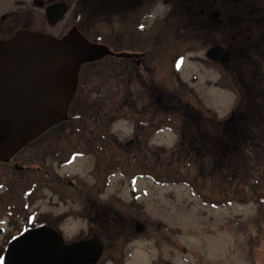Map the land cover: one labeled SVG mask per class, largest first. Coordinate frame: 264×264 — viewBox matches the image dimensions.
<instances>
[{
  "label": "rangeland",
  "instance_id": "374dc122",
  "mask_svg": "<svg viewBox=\"0 0 264 264\" xmlns=\"http://www.w3.org/2000/svg\"><path fill=\"white\" fill-rule=\"evenodd\" d=\"M167 10L170 11V7ZM197 19L199 22L200 19ZM187 20L186 18L183 27L185 33L179 35L180 39H186L196 32L200 35L199 26H189L190 22ZM250 24L253 23L234 21L231 38H213L218 42L225 39L231 42L232 49L235 48L231 73L226 72L225 61L212 63L207 59L206 53L213 45L212 38L207 36L197 39L190 36L191 41L180 40L177 43V35L170 34L166 49L151 56L154 74L150 79L153 80L154 89L149 91L139 83L129 88L137 97L136 103L139 102V107L147 106L150 99L146 96L152 95L154 102L168 111L163 118L167 120L162 125L159 123L161 115L152 116V120L156 119L153 126L159 124L155 128H162L159 131L152 130L149 138L151 143L147 145V150L134 151L130 145L134 132V123L131 120L133 103H129L121 95L118 99L111 98L115 89L112 77L122 75L124 62L109 57L96 65H90L89 67L96 66L99 72L87 86L89 94L92 98H99L98 95H103L101 99L106 98L107 101L100 102L104 107L103 115L121 114L108 125L109 130L106 131H110V134L106 135L102 131L104 136L98 138V142L108 146L105 149L100 148L99 152L109 153V156L104 155V160L98 166L100 174L93 155L76 157L73 160L69 158L65 165L55 159H47L43 164L33 156H41L45 150V147L39 148L41 145L53 142L65 144L67 147L79 140L77 136L71 135L68 141L58 142L59 130L54 129L17 157L23 166L51 168L62 179H71L78 187H83L86 195L78 193L66 183L50 185L49 180L38 173L14 176L11 170L0 167V228L5 230V234L0 231V250L13 232L20 230L21 225H26V219L35 212L37 220L42 216L68 215L61 225L62 234L68 241L86 237L99 240L104 249L99 264H264V208L257 203L254 190L241 183V178L236 179L237 183H226L222 180V175L213 176L215 172L210 165L212 157L204 164L196 165L191 159L183 161L174 156L176 147L181 144V131L184 129L188 133L202 136L203 149L213 157L225 149H221L220 144L226 140L231 142L234 135L236 139L243 138L245 141L255 139L251 115L257 109L251 111L247 108L253 97H247L246 105L239 93V87H236L238 84L234 79L232 81L234 75L243 80L241 74L244 72V58L237 56L241 37H236L235 32L238 29L241 33L245 29L252 31ZM100 74L103 75L102 78H99ZM103 78L108 81H100ZM105 87L107 88L104 90ZM183 108L188 109L185 117L179 111L184 110ZM195 110L205 115V119L198 118ZM233 112H236L235 116H231ZM238 112L246 116L241 122H238ZM208 116L215 117L220 126H205L204 121ZM101 117L103 118L97 123L99 126L110 118ZM91 125L93 126V122ZM109 135L114 137L115 144ZM183 141L188 148L189 143ZM256 143L254 140L248 146L250 151L255 150ZM114 145L118 147L115 148ZM57 146L56 150L62 148L61 145ZM112 152L115 154L111 157ZM132 153L138 157H133ZM261 154L263 147L259 148L257 156L262 157ZM257 156L248 154L247 157L254 163V158L255 161L259 159ZM145 157L163 169L181 171L188 179L197 175L200 178V189L194 190L190 183L173 184L167 183V180L157 182L152 177H144L146 175L142 177L140 174H146L147 170L144 167L139 168L136 163L137 158H142L144 165H147ZM109 161L116 164H108ZM232 168L233 166L230 169L228 166V171H225L229 176L233 173ZM202 170L212 180L201 177ZM260 187H264L263 180ZM28 190H33L34 194L26 199ZM243 192L246 193L245 198H242ZM26 200L31 204V209L23 210L22 214L14 212L13 219L16 220L10 225L8 207L20 210L24 203L27 204ZM85 206L100 209L99 219H102L103 228L101 226L99 230L91 229L90 221L82 217Z\"/></svg>",
  "mask_w": 264,
  "mask_h": 264
},
{
  "label": "flooded vegetation",
  "instance_id": "af4514ba",
  "mask_svg": "<svg viewBox=\"0 0 264 264\" xmlns=\"http://www.w3.org/2000/svg\"><path fill=\"white\" fill-rule=\"evenodd\" d=\"M168 7L170 11L167 10ZM186 18L190 22L189 26L198 25L200 30V35L196 32L197 34L190 36H207L212 39L225 36L228 39L233 36L234 21L253 23L250 24V27H253L250 32H253L257 26L264 27V0H0V41H10L21 32L63 39L71 32L77 31L90 42L106 46L116 54L135 56L130 59L112 57L124 64L121 75L123 78L114 79L115 89L111 98L118 99L121 95L125 100H129V103H133L131 110L133 119L131 120L134 123V132L130 145L133 146L134 151L147 150V145L151 143L149 138L152 130L166 122L163 118L167 116L168 111L159 107L152 95L146 96L150 99L147 106L139 107V102L136 103L137 97L130 92L129 88L137 83L142 87L145 85L144 82L147 81L148 76L152 75L151 56L166 49L170 34H176V42L179 43V35L185 33L183 27ZM197 18L200 19L199 22ZM247 33L249 31L246 29L243 33L238 29L235 36L243 37ZM226 52L221 61H225L226 72H230L234 53L232 45ZM89 66L83 67L80 73L79 88L73 101L74 105L70 109L75 114L85 110L94 114V108L97 110L104 108L100 102H104L106 98L101 99L103 95L92 98L87 89L94 79V73L91 72L93 70L88 69ZM98 76L103 77L102 74ZM238 81L242 84L243 80ZM118 109L121 110V107ZM105 115L116 118L121 114ZM153 115L154 117L161 115L160 125L153 126L156 120H152ZM70 122H75L73 116ZM82 128V141L70 147L75 146L72 150L78 149V152L81 150L82 156H95L96 165L100 166L104 160V154L100 153L99 149H103L104 145L98 142V138L103 128L96 126L97 133L91 127ZM161 128L156 130L159 131ZM59 130V134L60 132L62 134L68 130V127L60 126ZM69 133L73 134L71 131ZM45 146L54 151L53 154H60L57 152L62 150V148L56 150L57 144ZM15 159L9 165L10 168L18 163V161L15 163ZM23 169L26 171L29 168ZM91 225L97 228L100 222L98 220ZM52 227L56 225L52 224Z\"/></svg>",
  "mask_w": 264,
  "mask_h": 264
},
{
  "label": "water",
  "instance_id": "95a60500",
  "mask_svg": "<svg viewBox=\"0 0 264 264\" xmlns=\"http://www.w3.org/2000/svg\"><path fill=\"white\" fill-rule=\"evenodd\" d=\"M223 53L214 47L207 58L218 61ZM106 56L116 55L77 33L57 40L23 32L0 41V163L67 119L81 67ZM97 254L94 241L67 246L57 232L40 228L10 245L6 264H95Z\"/></svg>",
  "mask_w": 264,
  "mask_h": 264
},
{
  "label": "trees",
  "instance_id": "16d2710c",
  "mask_svg": "<svg viewBox=\"0 0 264 264\" xmlns=\"http://www.w3.org/2000/svg\"><path fill=\"white\" fill-rule=\"evenodd\" d=\"M233 10L235 11V8H233ZM184 40L191 41V38L187 37ZM225 42L226 40L222 39L219 42L218 40H213L212 43L216 45V44H225ZM233 44L235 45V42ZM230 45L231 42H227V47H229ZM234 50L235 48L233 49V51ZM237 56L239 58H241V56L244 58L243 60L244 72H242V75L243 78L245 79V84L247 85L248 96L253 97L252 102H249L247 105V101H245V104L247 105L248 109L249 108L251 109V111L253 109L254 110L257 109V111L254 112V115H251L252 117L251 127L254 129L255 139L253 138L252 141H247V140L245 141L243 138L236 139L234 135V140L231 141L233 142V145L229 140H226L225 142L220 144L221 149L223 148L225 149L219 151L217 155L213 157L210 153H208L205 149H203L202 145L204 142L202 140V136H198L196 133H192V134L188 133L186 129H184L182 131L181 144L178 147H176L174 151V156L177 157L176 159H182L183 161L191 159L192 161L195 162L196 165L204 164L206 160H209V158L212 157L210 160L211 161L210 165H211V169L214 170L215 172L213 176L222 175V180L226 183L228 182L237 183V180L241 178L243 181L240 182L244 183L246 187L254 190V195L256 197L257 203L262 205L261 208H264V187H260L261 180L264 181V27L257 26L253 32L249 31L246 37L243 36L240 38V46L237 51ZM234 81L235 82L238 81L236 77L234 78ZM238 87L240 93L243 94L244 89L239 83H238ZM243 105L244 102L242 103V107ZM183 109L184 110H179V111L183 113L182 117H185L188 109L186 108ZM195 114L197 115L198 118L205 119L204 117H206L205 115L201 114V112L199 111H196ZM238 115L240 116L238 122H241V120L245 115L242 116V112H238ZM216 120L217 119L215 117L208 116L207 120L204 121V125L208 127L211 126L219 127L220 123L217 122ZM249 134L251 135V133ZM183 140H186L189 143L188 148L185 147L187 145H184L185 141ZM254 140L257 142L255 145L256 148L254 151H250L248 146L254 143ZM258 145L260 147H258ZM261 147H263V154H261L262 157L257 156L259 153V148ZM228 151L231 152V155H229ZM222 153L224 156L222 155ZM248 154L253 155V157H255L256 155L259 159L255 161L254 158V163H251L249 161V158L247 157ZM243 155H246L245 159L243 158ZM240 157L242 158L241 160H239ZM228 166L229 169L230 166H233L232 168L233 173H231L230 176L225 172L228 171ZM138 167L139 168L144 167V169H146L151 173V177L157 182H161L163 180H167L168 181L167 183H173V184L184 182V183H190V185L194 190L198 191L200 189L198 183V181L200 182V178L197 177V175H195V177L188 179V176L184 177L181 171L171 168L163 169V167H159L158 164L156 163H152L151 165L148 164L144 165V163L139 162ZM200 175L203 178H208V179L212 178L211 176H208V173L204 170L200 171ZM28 191H29L28 192L29 195L27 196V198L29 199L33 195L34 191L33 190H28ZM245 197H246V193L243 192L242 198Z\"/></svg>",
  "mask_w": 264,
  "mask_h": 264
}]
</instances>
